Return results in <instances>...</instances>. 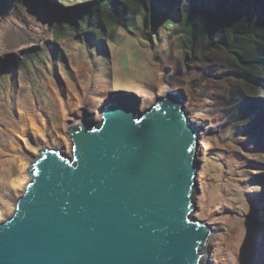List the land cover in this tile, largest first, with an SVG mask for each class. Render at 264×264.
Segmentation results:
<instances>
[{
    "label": "rangeland",
    "instance_id": "1",
    "mask_svg": "<svg viewBox=\"0 0 264 264\" xmlns=\"http://www.w3.org/2000/svg\"><path fill=\"white\" fill-rule=\"evenodd\" d=\"M91 1L94 0H82L84 3ZM48 2H52L54 12L47 9ZM64 6L58 0H25V5L17 4L18 12L14 9L0 22V222L12 215L14 203L23 194L22 186L8 185L2 170L15 180L19 176L14 162L18 156L30 157V164L34 160L28 154L32 144L37 143V153L44 146L53 147L44 141L45 131L43 139L40 136L35 139L22 130L24 120L16 109L21 100L28 98L38 106L45 124L54 128L61 124L60 106L64 107L70 122H76L78 117L98 122L101 117L97 113L99 106L114 96L131 100L142 109V105L148 107L155 101L146 96L155 93L157 87L169 90L161 96L180 90L184 97L188 90L199 100L210 98V106L212 104L220 113L212 126L203 125L198 129V143L208 138L212 140V146L197 156L201 163L195 177L194 215L199 209L201 216L196 217L209 226L210 232L213 227L209 220L219 215L216 232L223 238L229 237L235 227L240 229L233 241L235 250L225 249L220 243L214 246L209 233L202 250L203 261L215 264L209 260L213 253L217 264H264V204L263 212L253 211L256 221L248 217L252 216L248 210L253 202L255 209H260L262 199H256L258 181L264 178V155L257 153L261 146L252 141L256 134L248 126L250 119L260 115L258 104L264 102V97H259L254 89L255 85L259 86L258 81L252 82L246 75L242 79L236 78L231 73L236 68L226 67L225 51L221 48L210 46L204 51L201 48L193 50L187 36L182 38L185 42L181 45L175 29L181 28L183 20L177 14L159 17L155 28L151 22L141 24L137 17V27H120L115 37H104L102 42L82 32H74L72 37L55 42L48 23ZM39 50L42 51L41 59L35 55ZM61 53L63 56L59 58ZM27 57L31 59L22 62L19 71L16 70L17 60ZM169 62L174 63L172 68ZM120 76L129 77L131 82L139 85L138 94L131 95L130 89L114 85L112 81ZM179 80L183 82V88L175 89ZM230 84L240 94L235 96V92L232 97ZM54 90L58 96L54 95ZM11 129L23 131L21 135L28 143L27 148L21 146L23 143ZM255 129L261 132L258 127ZM11 144L18 148H12ZM27 179L30 180L28 175L23 180Z\"/></svg>",
    "mask_w": 264,
    "mask_h": 264
},
{
    "label": "water",
    "instance_id": "2",
    "mask_svg": "<svg viewBox=\"0 0 264 264\" xmlns=\"http://www.w3.org/2000/svg\"><path fill=\"white\" fill-rule=\"evenodd\" d=\"M21 1L0 0V17ZM182 97L139 109L114 96L98 122L67 127L69 154L39 149L0 222V264H208L209 227L194 215L200 127Z\"/></svg>",
    "mask_w": 264,
    "mask_h": 264
},
{
    "label": "trees",
    "instance_id": "3",
    "mask_svg": "<svg viewBox=\"0 0 264 264\" xmlns=\"http://www.w3.org/2000/svg\"><path fill=\"white\" fill-rule=\"evenodd\" d=\"M68 1L72 2V0ZM151 1L153 3L150 5L147 3L141 5V10H145L144 21L148 20L146 17H152L155 19L153 23L155 27L158 15L177 14L183 20L181 28L177 26L175 29L181 45L185 42L182 38L189 36L188 40L192 45L198 39L192 46L193 50L201 48L204 51L210 46L214 49L221 48L225 51L226 67L241 64V71L238 72L237 78H244L246 75L245 77L252 82L261 81V78L257 77V71L263 72L256 67L263 53L257 47H264V0H180L184 6L179 0L172 2L170 0L167 5L163 2L166 5L165 11L157 6L162 0ZM136 3L133 0L116 2L101 0L90 9L84 5V7H76L73 11H65L53 25L52 34L56 40H60L72 36L74 32L81 31L87 36H93L98 42H102L104 37H113L120 26L135 25V15L130 11ZM89 14L93 16L86 20ZM94 17L97 20H94ZM229 94L234 97V94L236 96L240 92L230 84ZM228 103H231V100ZM258 111L260 115L255 116L253 120L250 119L248 126L256 134L252 141L262 144L264 148V102L258 104ZM255 127L261 129L260 133L263 136L257 132Z\"/></svg>",
    "mask_w": 264,
    "mask_h": 264
},
{
    "label": "bare ground",
    "instance_id": "4",
    "mask_svg": "<svg viewBox=\"0 0 264 264\" xmlns=\"http://www.w3.org/2000/svg\"><path fill=\"white\" fill-rule=\"evenodd\" d=\"M47 5L49 6V12H54L53 11L54 9L52 7V2L51 3L48 2ZM115 34H117L116 31H115ZM129 36H132V34L129 33ZM260 48L264 49V47H260ZM168 65H169V67L172 68L174 63L169 62ZM113 77H115V76H113ZM128 78H126V76H120L118 79H115L112 82H114V85H120L121 87L130 89L131 95L134 92H135L134 93L135 95L138 94V92L140 90L139 85H137L135 82H131ZM178 82L179 83H175V85H176L175 89L176 88H183V86H182L183 82H181L180 80ZM205 82L211 83V80H206ZM53 87L54 86H51V88H53ZM165 90L166 89H164L162 87H157V90H155V93L149 94L148 96H146V99H148V100L155 99L156 97H159V95L161 96V94H164ZM167 91H169V90H166V92ZM177 91H180V90H177ZM185 92H184L185 96L182 97V105L181 106L183 107L184 111L187 113L188 119L191 122H193L196 126H199V127H202L203 125L205 127H208L210 125L212 126L214 124V121L216 120L217 116L220 115L218 110H216V108H214L212 106V104L210 106L209 102H212V100H210V98H208V97H205L204 99L202 98L201 100H199L197 98V95H195V96L190 95L188 93V90H186ZM54 95L58 96V93L56 90H54ZM114 95H117V94H114ZM180 95L183 96L182 93H180ZM112 99H110L109 101H111ZM109 101H107V102H109ZM105 103H106V101L103 102L99 106V108L97 110L98 116L101 115V108H102V105ZM16 109H17V112L21 114L20 116L23 117L24 125H23L22 130L24 132H26L25 134L30 133L33 135V137L35 139H38L39 138L38 136H40L43 139L42 136H44V131H45V135L48 137V139L46 137V138H44V141H46L50 146H54V147L58 148L64 154L67 153L68 151L70 152L71 141H70V135L68 134V131H66L67 127H68L67 124H69V126L77 125V122L79 120L82 121V119L80 117L77 118L76 122H74V120H72L71 122L73 124H71L69 118L67 119V117H66L67 113L64 111V107L60 106L61 124H60V126H56L53 128V127L47 126L45 124V119L40 115L38 106L34 105L28 98L21 100L17 104ZM22 130L20 129L19 132H17V131H14L13 129H11V132L13 133V135L17 139L20 140L21 143H23V145H21V146L27 148L28 143L26 142L25 138L21 135V133H23ZM36 137H38V138H36ZM36 144L37 143L32 144V147L30 148V151L28 153L29 156H32L33 159H36L37 157H39V155H37L38 154L37 150L39 147ZM200 145L203 146V148ZM211 146H212V140H210L208 138L201 139L200 144L197 147L198 156L203 155L204 152ZM11 147L12 148L13 147L18 148V146L15 144H11ZM44 147L47 148L46 146H44ZM44 147H42V148H44ZM49 149H51V148H49ZM69 152L67 154H69ZM17 158L15 159L14 162L17 163L18 170H19V176L15 177V180H14L12 177H9L10 174H8V172H6V170H2V175L4 176L5 179H7L8 183H9L8 185H10V184L14 185V183H15L17 185L16 188H20L22 186V193H23V191L25 189L24 188L25 185L31 180V177L26 170V168L29 166L30 157L25 156V155H20ZM27 175H28V177H30V180L27 179L26 181H24L23 179L27 178ZM17 192H18V190L16 191V193ZM15 203H14V205H15ZM242 208L245 211V207H242ZM198 210L196 209V216H201V212H198ZM13 211H14V209H13ZM214 213L216 214L215 211H214ZM218 219H219V215H217L212 220H209V224H212V227H213V230H211V232H210L211 234L209 236V240L211 241V243L214 244V246H216V243H220V244H223V247L225 249L235 250V246L233 244V241L237 237L240 229L238 227H235V229L231 232V235L229 237L223 238L221 234L216 232V229L218 228V224H217ZM248 225L250 227L249 223H247V226ZM252 238H254V237H252ZM237 258H239V257H237ZM209 260L215 262V264H217V261H218L214 257L213 253H211ZM240 262H241V260L239 259V263Z\"/></svg>",
    "mask_w": 264,
    "mask_h": 264
},
{
    "label": "clouds",
    "instance_id": "5",
    "mask_svg": "<svg viewBox=\"0 0 264 264\" xmlns=\"http://www.w3.org/2000/svg\"><path fill=\"white\" fill-rule=\"evenodd\" d=\"M58 1H60V3H62V4H64L65 6L64 7H61V9H59V14L58 15H55V17H52L51 18V20L49 21V23H48V25H49V27H50V36H51V38L55 41V42H58L59 40H56L55 38H54V36H53V34H52V28H53V25L55 24V22H56V20H57V18H59L65 11H73L74 9H76V7H79V6H83L84 7V5H87L86 7L88 8V9H90V8H93L95 5H97L101 0H94V1H91V2H89V3H84V2H82V0H72V2L71 1H68V0H58ZM112 1H114V2H116V1H118V0H112ZM133 1H136L137 3H136V5H133V9H132V11H130V12H132V13H134V15H135V25H126V26H120V27H137V25H138V21H137V17H139V19H140V23L141 24H143V25H146L147 23H149V22H151V24H152V26L154 27V22H155V19H152V17H146V18H148V20L147 21H144L143 20V13H144V9L143 10H141V5L143 4V3H147L148 5H150L151 3H153L151 0H133ZM168 1H170V0H162L157 6L158 7H160L161 9H164V11H165V8H166V5L168 4ZM173 0H171V2H172ZM65 2H67L66 4H65ZM163 2H166V5L163 3ZM179 2L183 5V3L179 0ZM17 4H24L25 5V0H23V1H21V2H16L15 4H14V6L9 10V12H8V14H5V15H3V16H1L0 17V22L4 19V18H6V17H8L9 15H11L12 14V12L14 11V9H16V11L18 12V8H20V7H17L16 8V6H17ZM137 4H138V6H137ZM45 5V4H44ZM175 6V5H174ZM184 6V5H183ZM47 8V7H46ZM47 9H49V8H47ZM146 9H148V8H146ZM89 17H86V20H87V18L89 19V18H92V16H93V14H89L88 15ZM161 16H163L164 17V15H158L157 17H156V22H157V24H158V19H159V17H161ZM175 20H177V19H175ZM180 25V24H179ZM156 27V26H155ZM154 27V28H155ZM153 28V29H154ZM79 32H81V31H79ZM121 34H123V33H121ZM126 35H129V33H125ZM70 37H72V36H70ZM90 37V36H89ZM189 37V36H188ZM67 38H69V37H67ZM63 39H65V38H63ZM61 40V39H60ZM198 41V39H196V42ZM196 42H194V43H196ZM193 43V46L195 45ZM257 48H260V46H258ZM36 50V49H35ZM260 50L261 51H263V53H262V55H261V58H260V62H259V64H257V69L258 70H261L263 73H260V72H258L257 71V77H260L261 79V81H258V85L259 86H256V90L258 91V93H259V95H261V96H263L264 97V49L263 48H260ZM35 55L36 56H39L40 57V59H41V57H42V51L41 50H39L38 52H36L35 53ZM26 55H23L22 57H25ZM62 56H63V53H61L60 55H58V57L59 58H62ZM28 59V57L27 58H24L23 60H17V63L15 64V69L16 70H18L19 71V69L21 68L20 66H21V63L22 62H25L26 63V60ZM31 58H29L28 60H30ZM27 60V61H28ZM24 63V64H25ZM240 63V62H239ZM2 64H3V66H4V64H6L5 63V61H3L2 62ZM23 64V65H24ZM240 67H241V64H238V65H236L235 66V68H236V70L234 71V70H232L231 71V73H233V74H235L236 75V78H237V76H238V72H240L241 71V69H240ZM2 68H5V67H2ZM18 68V69H17ZM243 78V77H242ZM242 78H240V79H242ZM263 92V93H262ZM167 95V93L165 94V95H163V96H166ZM260 97V96H259ZM262 98V97H261ZM157 99V97L155 98V100ZM264 100V99H263ZM130 102L132 103V104H136V103H133L131 100H130ZM155 102V101H154ZM153 102V103H154ZM152 103V104H153ZM149 106H151V104L150 105H148V107ZM142 107L143 108H145V105H142ZM142 108V109H143ZM101 116V115H100ZM81 119H83V120H86V119H84V118H81ZM100 119H101V117H100ZM86 121H88V120H86ZM92 121V120H91ZM69 127V126H68ZM261 134V136H263L262 135V133H260ZM70 141H71V139H70ZM260 148L259 149H261L260 151H258L257 153H259V152H261V153H259L260 155L262 154V156L264 155V148H262V144H260ZM71 147H72V143H71ZM48 148V147H47ZM56 147H52L51 148V150H54ZM42 149H44V148H42ZM41 149V150H42ZM49 149V148H48ZM39 153V156H40V151L38 152ZM259 155V156H260ZM34 161V160H33ZM32 163V162H31ZM257 179V177L254 179V182H255V180ZM258 184H259V190H258V192H257V194H258V197L256 198V199H259V198H261L262 199V203H261V205H260V209L259 210H256L255 209V202H253V204H252V206L250 205L249 206V210H248V212L249 213H251L252 214V216H248V217H253V219H254V214H253V211H255L256 213H261V212H263V211H261V208H262V204H264V178H263V180L262 181H258ZM251 199H255V198H251ZM251 203V202H250ZM202 220V219H201ZM255 220V219H254ZM256 221V220H255ZM204 222V221H203ZM204 224H206L205 222H204ZM208 226V225H207ZM209 227V226H208ZM255 230V229H254ZM209 233H210V230H209ZM256 237V236H255Z\"/></svg>",
    "mask_w": 264,
    "mask_h": 264
}]
</instances>
